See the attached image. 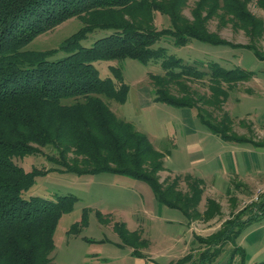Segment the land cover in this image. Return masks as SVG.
<instances>
[{"label":"trees","instance_id":"trees-1","mask_svg":"<svg viewBox=\"0 0 264 264\" xmlns=\"http://www.w3.org/2000/svg\"><path fill=\"white\" fill-rule=\"evenodd\" d=\"M252 1L0 0V264H57L52 255L54 231L60 215L70 210L72 197H24L38 172L26 171L14 161L37 153L40 147L49 148L53 153L49 160L65 171H112L147 181L156 200L181 210L188 223L222 214L221 203L212 198L201 209L202 178L182 174L161 181L165 153L131 121L118 118L103 98L125 101L128 86L118 87L112 77H102L95 62L134 58L145 64L159 63L161 71L150 73L156 102L193 108L200 121L225 140L251 141L233 132L235 116L223 109L229 91L222 83L231 87L232 81L252 77L256 71L227 68L214 60L188 62L158 43L168 40L184 46L199 39L246 48L263 60L264 17L250 11ZM256 1L264 9V0ZM191 2L189 18L185 8ZM158 14L169 18L168 27L154 26ZM75 16L84 25L59 47L24 49L36 36ZM213 20L220 26L231 22L233 28L243 29L249 42L236 44L222 38L210 29ZM97 29L110 32L91 46L83 45ZM58 51L65 55L50 59ZM205 78L211 89L208 94H198L184 82ZM174 86L179 93L173 92ZM248 210L243 208L205 237L195 236L191 250L169 264H245L237 236L244 225L264 218L249 215ZM128 239L137 247L132 235ZM227 244L232 247L223 255ZM133 254L140 256L137 248ZM238 255L240 261L235 258ZM253 264H264V260Z\"/></svg>","mask_w":264,"mask_h":264},{"label":"rangeland","instance_id":"rangeland-1","mask_svg":"<svg viewBox=\"0 0 264 264\" xmlns=\"http://www.w3.org/2000/svg\"><path fill=\"white\" fill-rule=\"evenodd\" d=\"M192 4L193 2L185 8V14L189 18H192ZM249 9L253 14L264 17V9L256 0L249 4ZM153 23L155 27H168L170 20L167 16L158 14ZM83 25L81 18L71 17L36 36L24 49L57 48ZM233 26L231 22L226 26H220L217 20H213L209 27L230 42L248 43L249 37L246 32ZM109 32L97 29L91 32L82 44L91 46L96 39ZM158 44L167 46L169 53L181 56L188 62L202 60L207 63L214 60L227 68L242 66L253 70L264 66V59L256 57L252 50L228 44H212L199 39H193L184 46L173 45L168 40L160 41ZM261 45L264 50V40ZM64 55V52L58 51L50 59ZM95 65L102 77H112L118 87L128 86L125 101L105 96L103 98L118 118L131 121L138 130L148 135L158 150L165 153V169L160 172L161 181H167L169 176L175 175L195 176L200 169L206 170L208 174L214 173L212 176L208 175L209 179L214 180L216 169L221 165H228L227 158L223 156H215L208 165L193 164L188 148L189 142L194 139L192 128L189 127L193 116L186 114L188 109L186 107L156 102L151 93L153 81L150 73L161 71L159 63L145 64L134 58L124 60L118 58L96 61ZM201 67L206 68L205 65ZM254 77L255 75L234 80L231 87L228 82L222 83V87L229 91L223 109L228 110L238 96L259 91ZM184 82L199 91L198 94H208L211 91L208 78ZM172 90L179 93L177 86ZM245 102L246 100H243L240 108H245L243 106ZM242 109L237 107L235 110L241 117L232 114L235 116L233 132L258 144H264V136L259 129L253 127L254 119L244 114ZM190 110L196 112L193 108ZM216 114L220 112L216 111ZM49 154H53L49 148L40 147L37 153L16 157L14 161L26 171L38 172L34 184L24 191V197L41 196L51 200L68 195L72 197L70 210L60 215L54 231L55 249L52 255L57 264H169L191 250L192 243L196 240L195 236L205 237L219 229L226 219L239 213L255 194L260 196L262 193L260 191L264 190L262 182L257 186L261 190L245 189L244 193H238V190L242 191L236 187V180L233 179L227 188L228 191L226 189L216 192V195L210 194L204 199L206 192L210 193L209 182L204 187L200 207L201 209L206 207L208 198L216 199L221 203L222 214L209 220L194 218L188 223L181 210L159 203L153 188L145 180L112 171L83 174L65 171L49 160ZM130 235L133 236L137 247L128 243ZM236 244L241 245L245 251L243 258L245 264L264 260V219L244 225L237 236ZM195 246L196 249L200 248L198 243H195ZM231 247L232 244H227L223 255L229 253ZM134 248L138 249L140 256L133 254ZM240 256L235 257L237 261L241 260Z\"/></svg>","mask_w":264,"mask_h":264},{"label":"crops","instance_id":"crops-1","mask_svg":"<svg viewBox=\"0 0 264 264\" xmlns=\"http://www.w3.org/2000/svg\"><path fill=\"white\" fill-rule=\"evenodd\" d=\"M255 71L254 78H256L255 81H257L259 91L251 94H242L240 97L238 96L236 100L232 101L229 109L234 115L241 117L235 113V110L237 107L242 109L240 106H242L243 100H246L243 105L245 108L242 111L244 110V114L252 116L254 119L253 127L257 128V130L259 129L264 136V66ZM261 100L263 103H261ZM186 110L188 116H193L192 123L189 124V127L192 128L194 139L188 145L193 164L196 166L208 165L209 161L215 156H223L227 158L228 162L227 166L221 165L216 169L214 180L209 179L208 176H212L214 173L208 174L204 169L196 172L197 175L195 176L202 178L205 185L210 182L208 188L210 193L206 192L204 199H207L210 194L213 195L216 192H221L229 188L233 179L236 180V187L238 186L241 189L242 192L238 190V193L241 194L244 193L245 189L253 190L260 183L264 182V144H258L255 141L235 143L227 141L214 134L203 124L198 119L196 112L194 113L190 108ZM228 143L233 144L226 145Z\"/></svg>","mask_w":264,"mask_h":264},{"label":"built area","instance_id":"built-area-1","mask_svg":"<svg viewBox=\"0 0 264 264\" xmlns=\"http://www.w3.org/2000/svg\"><path fill=\"white\" fill-rule=\"evenodd\" d=\"M261 190V188H257ZM260 196L254 195L250 203L245 204L244 208L249 209V215H256L259 217H264V190L260 191ZM262 194V195H261ZM264 219V218H263Z\"/></svg>","mask_w":264,"mask_h":264}]
</instances>
